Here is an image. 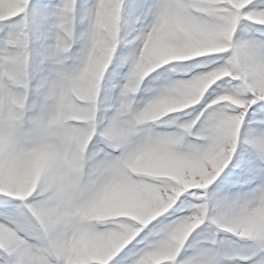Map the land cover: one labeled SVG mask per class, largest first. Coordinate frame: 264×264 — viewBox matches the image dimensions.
<instances>
[{"label":"snow or ice","instance_id":"6c2138e0","mask_svg":"<svg viewBox=\"0 0 264 264\" xmlns=\"http://www.w3.org/2000/svg\"><path fill=\"white\" fill-rule=\"evenodd\" d=\"M122 7L124 0L122 3H117L116 0H95L92 8L84 12V19L90 23V31L84 35L89 43L80 61V72L75 77L69 78L57 74V79L51 81V86L55 89L57 86L66 87L67 84L75 83L80 78L90 76L95 111L101 80L118 46ZM128 7L132 12L139 11L144 14V19L151 16V22L134 37L140 42V47L130 58L131 68L127 83L124 85L123 96L138 90L143 80L140 79L142 64L151 61L155 69L168 64L161 62L154 54L153 47L157 42L181 50L211 43L215 47L208 51L215 54L194 56L193 58L199 59H191L192 63L188 65L160 68L153 77L159 79L170 76L171 72L177 69H191V76L188 79L166 81V87L158 90L143 108L167 97L189 94L196 101L193 105L198 103L200 105L199 109H193L198 115L195 119L184 122H181L179 116H168L166 121L174 123L176 130L145 140L146 145H152L162 153L172 166V175L155 172L142 175L129 173L124 179L130 177L137 191L142 195L155 191L176 195L175 203L166 211L168 215L165 219L177 218L163 229L162 234L171 226L189 219L192 215H199L204 211L210 212L211 205L212 208L224 210L220 219L227 221L228 226L221 227L219 223H213V219L210 218L211 223L238 237L259 242L261 251H264V219L259 218L255 211L264 200V184H261L258 194L253 199L244 202L230 200L227 197H209L205 194L199 198L200 203L192 204L190 214L179 215V209L188 200L189 190L206 189L196 176L207 166L220 162L226 164L223 175L219 176L218 186L227 187L241 175L257 171L264 179V131L251 133L245 141L255 149V156L242 151L233 160L245 122H253L258 117L260 118L258 123L264 125V52L258 51V45L253 41L234 42V34L242 22L252 28L253 32L264 37V23L260 22L264 21V0H162L158 5H145L133 0ZM46 8L47 6H30V0H27L25 10L19 16L0 20V22L15 21L14 31L7 41V44L11 45V50L0 54V97H16L21 103L28 100L31 83L28 72L29 39L26 29L30 22L42 23L49 19ZM76 8V0H62V3L56 6L55 12L52 13L56 34L44 55L46 60L52 63L62 62L63 54L67 53L69 37L73 42ZM106 12L112 16V24L109 26L112 38L107 40L102 50L98 52L97 41L101 27L106 26L104 22ZM225 47L228 49L227 52L222 51ZM109 49L112 51L109 52ZM105 63L107 67L100 72V65ZM216 71H228L232 75L211 84L202 94L195 90L200 81ZM233 77L237 79L234 80ZM21 84L25 86L27 92L19 91ZM222 97L231 99L221 100ZM119 107L121 110L124 108L123 105ZM8 111L10 115L19 114L10 108ZM200 117L204 119L202 127L197 132L196 126L200 122ZM15 129L16 123L7 121L4 129L7 140L6 150L0 156V216L18 217L21 212V206L17 204L19 200L34 217L35 224L31 235L26 238L18 234V231L23 230L18 220L6 219L5 222L0 223V250L5 254L0 258V264H98L93 259L95 248L91 246L84 248L79 243L80 236L84 233L79 229L68 231L67 219L48 209L44 202L28 200L32 195L28 193L26 181L21 184L17 179L21 169L13 157ZM194 132L203 143L187 142L186 138L192 136ZM236 169L240 171L237 172ZM150 203L157 202L152 199ZM237 207L242 211L233 214V210ZM170 209L172 211H169ZM10 223L15 227L9 226ZM86 227L90 230L88 239L93 246L108 239L125 236L129 230H136L135 237L118 254L115 252L112 255L114 258L108 260L107 264L110 262L111 264H148L150 257L173 251L178 247L174 243H168L164 247H156L154 244L149 250L144 251L139 259L132 260L131 255L136 247L133 241L144 231L146 227L144 224L126 217H116L92 220ZM228 227H232L233 230L229 231ZM212 242L215 243L214 238ZM199 253L198 260L186 264H201V261L202 264H219L217 259L219 254L214 249L205 248Z\"/></svg>","mask_w":264,"mask_h":264},{"label":"rangeland","instance_id":"374dc122","mask_svg":"<svg viewBox=\"0 0 264 264\" xmlns=\"http://www.w3.org/2000/svg\"><path fill=\"white\" fill-rule=\"evenodd\" d=\"M137 1L145 5H158L162 2V0ZM7 2L17 5V8L14 11L6 13L0 12V20L17 16L25 10L27 4V0H7ZM61 3L62 0H30V6H47L45 11L49 17L48 20L42 23L30 22L26 29L29 39L30 54L28 67L31 83L29 89L30 102L39 99V95L35 90V85L44 79L52 70L60 69L64 64L69 67L78 66L89 43L84 38V35L90 31V23L84 19V12L92 8L95 0H76L77 8L75 11L73 42H71V37H69L68 43V45H72L69 53L71 59L67 60V53L63 54L61 63H52L50 60L44 58L46 50L48 46L53 43L56 34L52 13L55 12L56 6ZM132 3L133 0H124L118 46L114 52L113 59L101 80L96 102V111L95 101L91 94L92 84L90 76L80 78L75 83L67 84L66 87L57 86L55 89L52 88L51 81L44 83V86L49 90V95L54 96L58 102L57 112L54 116L49 117V119L52 120V125L60 126L61 123L64 122L62 121V115L64 113H71L78 109H88L90 107L92 111L96 113V121L92 120L91 122L96 123L97 126V134L93 138L92 147L105 148V151L111 152L113 157L118 156L119 153L106 148L101 132L116 115V110L120 106L124 85L127 83V77L131 68L130 58L138 52L140 47V42L135 40L134 37L139 35L141 30L147 28L151 22V16H149L148 19H144V14L139 11H131V13L128 5ZM14 23L15 21L0 22V54H3L6 50H11V45L7 44V41L14 31ZM102 35L106 36L107 39H101L100 37ZM110 39L111 35L109 34V29L106 26H102L97 41L98 52L102 50L104 43ZM244 41L255 42L258 45L257 50L264 52V47H261V45H264V37H261L257 32H253L252 28L248 27L245 22H242L234 34V42ZM182 51L183 50L181 49L169 47L159 42L153 47L154 54L157 56L166 55L168 59H176L177 55ZM191 63V59L185 61H170L168 64L161 65L160 68H168L171 65H188ZM160 68L154 69L153 72L145 77L137 91L130 92L129 95L132 97V111L142 110L146 103L156 95L158 90L166 87V81L174 82L185 80L191 76V69H177L171 72L170 76L154 79L153 77H155L156 73L160 71ZM69 77L70 76H67L66 78ZM19 91L23 93L27 92V89L21 84ZM104 97L109 100L106 106L103 104ZM199 107L200 105L198 103L187 109L171 113L169 116H179L181 122L191 121L198 115V112L193 111V109H199ZM9 108L17 113L25 112L28 108V100L21 103L16 97H0V122L9 121L17 123L19 116L10 115L8 111ZM203 119L204 117H200V122L196 126L197 132L199 128L202 127ZM259 119L260 118L257 117L253 122L246 121L244 126H242L233 160H235L236 155L242 151H246L249 155L255 156V149L251 144L246 143L245 141L250 137L251 133L264 131V125L258 123ZM175 130L176 125L174 123H168L166 117H164L157 121H146L145 124H134L131 126L116 128L113 130L112 138L121 144H129L133 141L140 143L147 140L149 137L154 138L159 134L171 133ZM186 139L189 143H203L195 132L192 136H189ZM136 156L140 158L141 162L138 166L132 168L129 173L142 175L155 172L162 175H172V166L154 146L146 145L138 148ZM229 167H231V164ZM225 171H227V168ZM235 171L239 172L240 170L236 169ZM221 175H223V173ZM17 179L21 184L25 181V177L22 173ZM218 181L219 178L206 189L189 190L188 200L185 201L183 207L179 209V215L186 216L190 214L192 204L200 203L201 200L199 198L205 194L209 197H227L230 200L244 202L253 199L258 194V189L261 184H264V179L261 178L258 171L241 175L236 181L227 187L218 186ZM192 193H195V195H192ZM42 195L43 194L38 187L37 191L34 192L28 200L31 202L39 201L42 198ZM165 195L166 194H162L158 191L151 192L148 195H142L137 191L136 185L131 181L130 177L124 180H116L107 191L99 194L97 202L93 206L94 213L90 212L86 216V221L91 222L92 220L97 219L126 217L140 224H145L148 222L152 212L155 211L156 203H150V200L154 199L156 202L159 201L163 203ZM17 204L21 206V212L18 217L5 218L0 216V223L5 222L6 219L9 221L13 219L18 220L23 229L22 231H18V234L26 236L27 238L28 235H31L35 219L32 217L28 209L23 206L22 202L17 200ZM209 208L210 213L215 211L211 205ZM169 211L172 210L170 209ZM167 215L168 213L166 212L162 214L161 217L150 222L140 236L133 241V243L136 244V247L133 249V254L131 255L132 260L139 259L144 251L149 250L151 246L159 240L163 229L171 224L172 220L177 218L172 217L171 220H166L165 217ZM9 226L15 227V225L11 223ZM135 233L136 230H129L125 236L108 239L99 242L94 246L85 236L80 239L79 243L84 248L90 246L94 247L95 255L93 256V259L96 260L98 264H107L115 251L123 246L128 239H131ZM141 237H143L142 240ZM213 238L215 239V243L212 242ZM137 241L140 242L137 243ZM186 244L180 253L181 255L179 254L177 256L176 264H186V261L189 260L193 254L198 253L205 248H212L219 254L217 257L219 264H264V251H261L259 242L250 238H241L234 233L220 229L215 224L211 223L210 219L205 222V225H202L192 234ZM129 247H131V245H129ZM4 255L3 250H0V258Z\"/></svg>","mask_w":264,"mask_h":264},{"label":"clouds","instance_id":"9594fccd","mask_svg":"<svg viewBox=\"0 0 264 264\" xmlns=\"http://www.w3.org/2000/svg\"><path fill=\"white\" fill-rule=\"evenodd\" d=\"M116 2L122 3V0H116ZM16 8L17 5L8 3L7 0H0V12L6 13L16 10ZM104 22L112 38V32L109 28L112 24L110 13H105ZM260 22L264 23V21ZM100 38L107 39L103 35ZM71 47V44L67 47V60L71 59L69 55ZM213 47L215 46L211 43L200 44L184 49L177 55L176 59H168L166 55H160L157 58L161 62L189 60L194 56L215 54L208 51ZM111 51L112 49H109V52ZM222 51L227 52L228 49L225 47ZM106 67V63L100 65V72H103ZM154 69L155 66L151 61L142 64L140 66L142 73L140 79L147 77ZM80 70L81 62L75 67L64 64L60 69L52 70L35 85L39 99L30 102L28 92V108L25 112L18 114L19 120L15 129L13 157L20 165L29 195L36 192L39 187L43 194L39 201L44 202L46 207L57 215L67 219L68 231L79 229L84 233L80 236L82 239L85 236L88 238L90 235V230L86 227L88 223L86 216L90 212L94 213L93 206L96 204L99 194L107 191L114 181L124 180L129 171L139 165L141 161L136 156L137 146H146L145 141L140 143L133 141L127 145L121 144L112 138L113 130L134 124H145L146 121L160 120L168 117L171 113L189 108L196 101L191 95L185 94L167 97L142 110L132 111V97L130 95L123 96L120 103L124 106L123 110L120 107L117 108L116 115L101 132L106 148L119 153L118 156L113 157L111 152L105 151V148L92 147L93 138L97 134V126L96 123L91 122L92 120L96 121V113L90 107L64 113L62 115L64 122L60 126H53L52 120L49 119L57 112L58 102L54 96L49 95V90L44 86V83L56 80L57 74L75 77ZM231 75L232 73L228 71L210 73L206 79L198 83L195 90L202 94L211 84ZM233 79L237 78L233 77ZM65 83L67 84V81ZM230 99V97L221 98V100ZM6 123L7 121L0 122V156L5 153L7 145L4 130ZM225 167L226 164L223 162L207 166L197 173L196 179L203 184L204 188H208L219 178ZM175 199L176 195L170 194L165 196L163 203L157 201L155 211L152 212L148 222L144 225L147 226L164 214L175 203ZM260 204L261 206L255 210L256 215L264 219V200ZM214 209L215 211L211 213L204 211L171 226L160 236L155 246L164 247L168 243H174L178 247H175L173 251L150 257L148 264H176L177 256L181 253L186 242L210 218L213 219V223H219L221 227L228 226L227 221L220 219L224 210ZM241 211L242 209L237 207L233 210V214H239ZM228 230L232 231L233 228L228 227ZM131 239L119 247L115 251L116 254L123 250ZM199 257L200 253H195L186 262L196 261Z\"/></svg>","mask_w":264,"mask_h":264},{"label":"bare ground","instance_id":"6f19581e","mask_svg":"<svg viewBox=\"0 0 264 264\" xmlns=\"http://www.w3.org/2000/svg\"><path fill=\"white\" fill-rule=\"evenodd\" d=\"M137 2H139V1H137ZM130 12H131V11H130ZM131 13H132V12H131ZM136 14H137V13H136ZM133 21H134V20H133ZM131 22H132V21H131ZM131 22H130V23H131ZM129 28H130V27H129ZM126 33H127V32H126ZM129 35H130V34H129ZM105 87H106V86H105ZM105 97H106V96H105ZM105 97H104V103H103V104H105V106H106L109 100H108L107 98H105ZM126 135H127V134H126ZM125 137H126V136H125ZM235 238H236V237H235ZM189 243H190V242H189ZM186 245H188V244H186ZM190 246H191V245H190ZM180 255H181V254H180Z\"/></svg>","mask_w":264,"mask_h":264}]
</instances>
